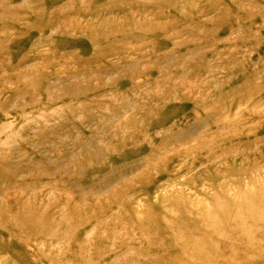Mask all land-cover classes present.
<instances>
[{"label":"rangeland","instance_id":"374dc122","mask_svg":"<svg viewBox=\"0 0 264 264\" xmlns=\"http://www.w3.org/2000/svg\"><path fill=\"white\" fill-rule=\"evenodd\" d=\"M0 264H264V0H0Z\"/></svg>","mask_w":264,"mask_h":264}]
</instances>
